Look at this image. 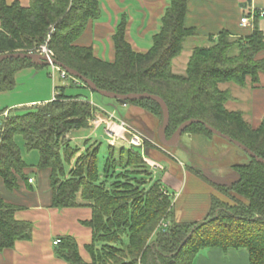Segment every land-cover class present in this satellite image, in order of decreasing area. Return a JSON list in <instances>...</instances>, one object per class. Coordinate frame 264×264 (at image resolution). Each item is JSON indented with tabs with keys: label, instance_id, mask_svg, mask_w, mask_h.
Masks as SVG:
<instances>
[{
	"label": "trees",
	"instance_id": "1",
	"mask_svg": "<svg viewBox=\"0 0 264 264\" xmlns=\"http://www.w3.org/2000/svg\"><path fill=\"white\" fill-rule=\"evenodd\" d=\"M186 1L169 0L145 53L132 50L125 40V20H120L112 35L114 58L108 62L96 58L90 46L76 43L86 25L99 17L98 0H29L27 7L0 0V54L34 52L46 44L57 61L98 88L161 97L169 112L166 138L182 122L194 118L201 122L192 123L182 134L211 138L215 134L205 123L264 158V120L254 128L240 111L228 110L225 103L231 94L218 87L222 82L244 86L247 77L252 84L258 82L264 73V34L257 27L239 37L221 30L210 35L206 45L192 48L183 74L174 73L172 60L181 53L185 40L195 35L193 27L184 25ZM46 66L28 58L1 60L0 91L14 87L18 71ZM55 89L54 99L24 107L20 114L0 116V178L6 189L13 190L19 180L28 181L25 170H47L51 207L91 209V218L84 221L92 234L85 245L91 261L82 260L71 236L58 238L57 256L67 264H193L204 248L244 249L248 264H264L263 163L250 157L247 163L232 165L237 174L234 181L210 182L231 202L213 195L202 220L177 221L172 195L163 189L159 177H153L138 148L121 145L116 149L108 144L100 162V142L87 138L76 144L67 137L89 127L97 107L79 94H64V86ZM126 104L139 106L158 124L162 122L156 101L127 100ZM16 135L23 138L27 150L38 151L35 167L22 159ZM15 210L0 196V250L31 238V222L16 220ZM162 219H169L165 232L158 229Z\"/></svg>",
	"mask_w": 264,
	"mask_h": 264
},
{
	"label": "crops",
	"instance_id": "2",
	"mask_svg": "<svg viewBox=\"0 0 264 264\" xmlns=\"http://www.w3.org/2000/svg\"><path fill=\"white\" fill-rule=\"evenodd\" d=\"M5 1L8 5L14 1H18L23 7L29 5V0ZM98 1L100 8L99 17L86 25L81 35L77 38L76 43L82 46H90L96 58L108 62H111L114 58L112 35L115 33L116 26L120 20H125V40L129 43L132 50L145 53L152 43L153 35L160 28L161 16L169 4V0ZM186 2L184 25L193 27L195 35L187 38V41L185 40L181 53L172 60L171 70L174 73L183 74L192 53V48L206 45L207 42L205 43V41H208V37L210 35L215 36L221 30H228L233 37H239L250 34L253 27H257L264 34V16L256 14L252 27L241 26L239 22L245 10L251 9L257 12L264 9V0H187ZM199 40L204 43L196 45ZM185 45L189 48V51L187 59L182 62L181 56L184 54ZM35 74L43 77L42 83L36 85V94L42 97L10 103L9 106H6L5 103L4 106L6 107L2 110L20 104L31 106L54 98L55 76L58 73L52 76L51 72L47 74L41 68L30 67L18 71L15 74V79L16 77ZM49 76L51 80H49ZM66 79L68 81V78ZM221 85H225V87H221ZM218 87L222 90H229L231 94V98L225 103V107L228 110L240 111L243 119L254 128L264 120V73L259 74L257 83L252 84L251 79L247 77L244 86H239L232 82H222L218 84ZM6 91L8 90L0 91V99ZM228 102L231 103L230 107L227 105ZM0 106L3 105L0 104ZM141 111V109L135 108L130 112L129 117L135 114V122H138L140 115H144V112ZM155 125L154 122H151V129ZM147 127L149 128V126ZM90 128L88 134L75 135L72 131L67 137L76 144H81L87 138L98 142L95 136L97 135L96 129L99 127L91 126ZM80 139L82 141H78ZM198 139V143L208 141L202 138ZM209 139L211 140V138ZM147 154L163 165L161 162V160H164L163 156L158 155L154 151H148ZM168 156L170 160L171 158L173 159L170 154ZM181 158L184 160H180L178 164L168 162L170 160L165 161L167 165H163V170L166 171L165 173L163 172L165 181L163 189L166 190V185H168L175 192L172 195L174 197L172 211L175 220L185 222L198 221V216L207 214L211 196H219L213 193V189L203 181L190 176L185 170V167H187L185 161H188L186 155L183 154ZM234 164L229 165V169L227 166L223 167L228 169L226 174L232 171L234 179L222 184H230L237 178V174L235 171L233 172L234 169L232 168ZM29 172L25 170V177L28 179L32 178V182L19 180L18 187L13 190L6 189L0 178V196L6 203L16 207L14 218L19 221H29L32 224L31 238L29 240H17L13 247L0 250V264H67L64 258L54 253L53 240L61 236L74 238L82 260L90 262L91 258L85 249V245L91 242L92 234L90 227L84 221H88L91 218V209L85 206L51 207L48 171L37 169L35 170L36 177L30 175ZM183 176L184 179L182 180ZM180 177L182 178L180 179ZM210 182L216 183L214 180ZM166 191L168 192V190ZM222 197V194H220L219 198L222 199ZM193 264H248V254L244 249L224 252L218 248H204L194 257Z\"/></svg>",
	"mask_w": 264,
	"mask_h": 264
},
{
	"label": "rangeland",
	"instance_id": "3",
	"mask_svg": "<svg viewBox=\"0 0 264 264\" xmlns=\"http://www.w3.org/2000/svg\"><path fill=\"white\" fill-rule=\"evenodd\" d=\"M188 40V39H187ZM186 40V41H187ZM208 41H205V43ZM204 43L203 41L199 40L196 42V45ZM38 49V48H37ZM189 51V48L185 45L184 46V54L181 56L182 62L187 59V53ZM35 53L39 54H47L46 52L41 51H34ZM53 53V52H52ZM50 58H54V55H51ZM48 60V59H47ZM49 61V60H48ZM52 62L49 61V64L41 68L42 70H45L48 74L51 72V75L54 76L55 74L52 73ZM44 65V64H42ZM54 64L53 66H55ZM64 70V69H63ZM67 79L59 78V75L56 74L55 76V85L56 86H64V94L68 95H76L77 93H84L89 96H85L82 94H79L82 97H85V99L89 100V102L97 107V110L92 113L91 119L89 120V127L82 128L79 130H74L73 134H88L90 131L91 126H98L99 128L96 129L97 135L95 138L100 142V162H102L103 157L105 154H107V148H108V140L107 135L105 133V130L111 129L113 133H115L118 138L116 140V143L111 146H115L116 149H118L121 145L125 147L134 146L140 150V153L142 155V160L145 163H154L159 164L161 166V169H156V174H153V177H159L161 179L162 185H164V173L166 172L164 169V166L166 164V160H170L168 154H170L173 159L171 158L168 162H175L178 164L180 160H184L182 155H186V158L188 161H185L187 167H185L186 172L190 176H194L193 178H198L201 181H203L205 184L210 186L213 189V193H216L219 197L220 194L218 191L214 189V187L210 184L211 180H214L217 184L227 183L234 178L232 171L230 173L226 172L230 168L229 165L235 163V164H244L247 163L250 159V156L234 145L233 143L229 142L228 140L214 135L211 137V140L209 138H205L202 135H191V134H181L180 140L171 146H165L161 144L157 138V128L160 126L161 123H157L154 116L145 111L143 108L133 105V104H121L114 99L105 97L98 92L92 91L89 89L85 83H83L79 79H74L69 74L67 75ZM49 80H51L50 76L48 77ZM43 80V77L35 74V75H26L23 77H16L14 87L8 91L5 92L4 95L1 96L0 104L3 106H0V110L5 108L6 106H9L10 103H16V102H23L26 99H32L36 97H42L38 96L36 94V85L41 84ZM71 81V82H70ZM221 87H225V85H221ZM43 92V91H42ZM56 89H55V96H56ZM54 96V97H55ZM42 99V98H40ZM54 99V98H53ZM6 103V106H4ZM28 105V104H27ZM25 104L16 105L13 107L6 108L7 116L10 114H20L24 112V107H31L27 106ZM228 107L231 106V103H227ZM135 108L141 109L146 116L140 115L139 121L135 122L136 115H132L129 117L130 112H132ZM141 111V112H142ZM133 114V113H132ZM1 116V115H0ZM151 122H154L156 125L153 129H151L150 125ZM149 126V128L147 127ZM134 138H137V144H131L130 141ZM202 138L204 140H208L207 142L201 141L198 143L199 139ZM15 141L17 145L20 147V152L22 159L27 162L29 165L28 167L32 168L35 166L39 159V154L37 150H27V148L24 146L23 138L20 135L15 136ZM78 141H82L81 139ZM211 141V142H209ZM148 151H154L160 156H163L164 160H161L163 165L156 159L152 158L147 154ZM158 159V158H157ZM148 161V162H146ZM227 166L228 169L223 168ZM150 168V167H149ZM199 170L202 174L198 175L194 172V170ZM181 170V169H180ZM164 172V173H163ZM234 172V170H233ZM30 175H33L36 177L37 174H35V171L29 172ZM182 177H180L181 179ZM184 179V176L182 180ZM208 179V180H207ZM166 190L171 195H174L175 192L172 188H170L168 185H166ZM78 198L80 200V195L78 194ZM222 200L230 201L226 196L222 195ZM174 199V197H173ZM231 202V201H230ZM205 215V214H204ZM204 215L198 216V220H202ZM168 221L169 219H162V221ZM160 222L158 229L160 230ZM246 252V250H244Z\"/></svg>",
	"mask_w": 264,
	"mask_h": 264
},
{
	"label": "water",
	"instance_id": "4",
	"mask_svg": "<svg viewBox=\"0 0 264 264\" xmlns=\"http://www.w3.org/2000/svg\"><path fill=\"white\" fill-rule=\"evenodd\" d=\"M6 58H28L31 60V62H33L35 64H44V65L49 64V61L47 60V56L45 54H39V53H35V52H21V51H19V52L0 54V61L3 59H6ZM50 61L53 64H56L60 68L64 69L69 75L74 76V77L78 78L79 80H81L92 91L98 92L99 94H101L105 97H108L111 99H116L121 104H125L127 102V100H138V99H151V100L156 101L162 109V122H161L160 126L157 128V138H158L159 142L165 146H171V145L176 144L179 141L180 136L186 127H188L192 123L201 122L200 120L194 119V118L188 119V120L182 122L178 126V128L175 130V132L173 133V135L170 138H166L165 131H166L168 121H169V112H168V108H167L165 102L163 101V99L161 97L154 95V94H148L146 92L118 94V93H115L112 91L103 90L101 88H98L96 86V84L94 82H92L89 78L84 77L82 74H80L76 70L64 65L63 63L57 61L56 59L50 58ZM204 126L209 131H211L213 134L228 140L229 142L233 143L234 145H236L237 147H239L240 149L245 151L250 157H252L256 161L264 164V158L257 156L254 152H252L248 147H246L245 145H243L239 141H237V140L231 138L230 136L220 132L219 130L215 129L214 127H212L208 124L204 123Z\"/></svg>",
	"mask_w": 264,
	"mask_h": 264
},
{
	"label": "built area",
	"instance_id": "5",
	"mask_svg": "<svg viewBox=\"0 0 264 264\" xmlns=\"http://www.w3.org/2000/svg\"><path fill=\"white\" fill-rule=\"evenodd\" d=\"M256 14L258 16H264V9H261V10H258L257 12H254L253 10L251 9H248V10H245L242 14V16L240 17V25L241 26H244V27H252L253 26V21H254V18L256 17ZM38 51H41V52H46V56H47V59L50 61V56L53 55L52 51L46 46V44H43L41 46L38 47V49H36ZM35 50V51H36ZM52 64V63H51ZM54 64H52V73L55 74V73H58L59 77L62 78V79H66L67 76L66 74L68 75V73L63 70L62 68H60L59 66L55 65L56 67L53 66ZM7 116V111H4L2 114H1V117H6ZM105 133L107 135V140H108V143L113 145L116 143V140L118 138V136L113 133V131L111 129H106L105 130ZM137 138H134L133 140L130 141V143L132 144H137ZM148 162V161H146ZM148 166L150 167V169L155 172L156 169H161V166L159 164H154V163H150L148 162L147 163ZM28 182H32V178H29L28 179ZM169 225V222L168 221H163V222H160V230L162 232H165L167 227ZM59 242V239L56 238L55 240H53V244H56Z\"/></svg>",
	"mask_w": 264,
	"mask_h": 264
}]
</instances>
